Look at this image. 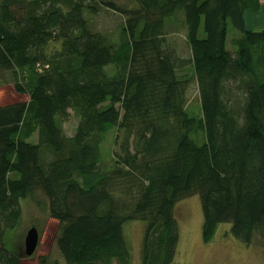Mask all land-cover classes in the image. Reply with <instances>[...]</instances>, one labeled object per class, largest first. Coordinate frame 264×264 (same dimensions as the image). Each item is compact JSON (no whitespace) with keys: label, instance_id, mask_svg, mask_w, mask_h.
<instances>
[{"label":"trees","instance_id":"16d2710c","mask_svg":"<svg viewBox=\"0 0 264 264\" xmlns=\"http://www.w3.org/2000/svg\"><path fill=\"white\" fill-rule=\"evenodd\" d=\"M130 1L0 0V72L20 70L15 90L27 95L0 106V264L26 260L5 237L36 190L64 264H134L123 235L132 221L143 225L139 264H170L173 207L192 196L206 243L218 224L245 245L264 227V28L246 21L260 0ZM100 3L126 18L117 40L89 29L85 16ZM169 26L183 29L189 58ZM192 80L200 116L187 108ZM70 110L78 122L66 137Z\"/></svg>","mask_w":264,"mask_h":264},{"label":"rangeland","instance_id":"374dc122","mask_svg":"<svg viewBox=\"0 0 264 264\" xmlns=\"http://www.w3.org/2000/svg\"><path fill=\"white\" fill-rule=\"evenodd\" d=\"M114 2L116 8L132 9L134 4L130 0H102ZM264 1V0H263ZM97 5L94 13H88L85 17L89 21L91 32L105 35L112 40H117L126 18L107 6ZM247 12L246 21L249 29L259 30L264 28V8L259 14L253 15ZM175 20L179 22L181 17ZM169 39L173 42L177 54L182 58H189L190 51L185 44L183 29L169 26ZM172 28V29H171ZM227 48L231 51L235 48V33L229 28ZM198 37H203L202 25ZM52 45H50L51 47ZM49 47V48H50ZM58 48V45L55 44ZM192 68L180 71L179 76L189 78ZM22 72L12 70L0 72V106L16 104L27 101V95L17 93L15 81L20 82ZM188 112L194 116H200L199 98L194 81H190L187 91ZM78 117L73 111H68L67 119L61 122V129L66 137L73 135ZM115 133L112 130L107 134L103 149L107 153L106 159H111L109 152L114 149ZM30 141L35 142L37 135H33ZM198 139L204 137L200 135ZM110 165V163H106ZM21 217L13 231H8L5 237V248L14 254H24V238L26 233L35 228L38 233L37 249L30 258H26L22 264H38L41 257H46L50 262L64 264L56 247L58 225L49 217L47 199L41 191H34L32 196L19 202ZM173 216L178 226V242L175 255L170 264H264V227L254 234L252 242L245 245L230 234V224L222 223L216 226L213 238L204 242L201 236L203 214L198 196H192L177 202L173 207ZM124 239L129 246L130 255L134 264L140 263V248L143 235V225L139 221H132L123 227Z\"/></svg>","mask_w":264,"mask_h":264},{"label":"water","instance_id":"95a60500","mask_svg":"<svg viewBox=\"0 0 264 264\" xmlns=\"http://www.w3.org/2000/svg\"><path fill=\"white\" fill-rule=\"evenodd\" d=\"M38 245V233L35 228H31L24 238V256L30 258L34 255Z\"/></svg>","mask_w":264,"mask_h":264},{"label":"crops","instance_id":"0c3cea01","mask_svg":"<svg viewBox=\"0 0 264 264\" xmlns=\"http://www.w3.org/2000/svg\"><path fill=\"white\" fill-rule=\"evenodd\" d=\"M260 4L262 6V8L264 7V1L263 0H260Z\"/></svg>","mask_w":264,"mask_h":264}]
</instances>
